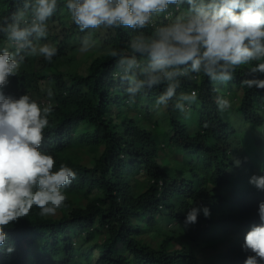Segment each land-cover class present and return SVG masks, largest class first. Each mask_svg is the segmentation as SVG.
Segmentation results:
<instances>
[{
	"label": "trees",
	"instance_id": "16d2710c",
	"mask_svg": "<svg viewBox=\"0 0 264 264\" xmlns=\"http://www.w3.org/2000/svg\"><path fill=\"white\" fill-rule=\"evenodd\" d=\"M65 3L49 21L48 38L33 40L54 43L57 55L51 62L28 55L3 91L53 105L40 150L54 157V170L65 164L77 175L55 215L42 216L33 207L6 228L5 248L15 250L0 253V264H244L251 255L242 249L244 237L264 201V191L249 183L264 175V137L255 142L258 149L248 148L250 140H241L242 130L230 118L234 112L243 125L264 131V90L242 84L251 78L249 66L239 67L230 82H216L215 90L202 74L181 77L177 93L198 94L183 113L175 99L167 109L155 105L162 87L142 91L133 102L118 79L122 57L110 53H130L137 30L80 32ZM18 7L19 0H0V23ZM169 12L175 14V6ZM139 31L152 35L153 27ZM84 39L99 45V55L82 68H61ZM9 43L15 51L0 32V49ZM217 96L232 106L220 111ZM235 159L242 161L239 167ZM193 206H207L211 216L201 211L197 223L185 224ZM164 222L173 229L163 228Z\"/></svg>",
	"mask_w": 264,
	"mask_h": 264
},
{
	"label": "clouds",
	"instance_id": "9594fccd",
	"mask_svg": "<svg viewBox=\"0 0 264 264\" xmlns=\"http://www.w3.org/2000/svg\"><path fill=\"white\" fill-rule=\"evenodd\" d=\"M19 2L22 7L10 21L0 23V32H6L15 47L0 49V253L9 254L15 249L5 248L6 228L27 217L33 207L42 216L55 215L67 200L65 188L77 175L65 164L54 170V157L40 150L53 105L43 106L29 94L16 98L3 91L28 55L51 62L58 53L54 43L37 46L33 40L48 38L49 21L61 0ZM170 6H175V14L169 12ZM65 7L80 32L101 26L137 30L128 45L130 53L116 49L110 53L122 57L118 79L133 102L142 91L162 87L155 105L167 109L175 99L174 107L183 113L197 103L198 94L195 90L178 94L181 77L202 74L215 90L216 82L232 81L241 66H249L251 77L242 84L264 90V0H66ZM150 25L152 35L139 31ZM25 48L28 52L22 53ZM94 48V41L84 39L79 51ZM47 95L53 96L51 89ZM215 102L220 111L232 106L222 96ZM241 163L234 160L236 167ZM249 183L264 191V175L251 176ZM201 211L205 218L211 216L207 206H193L184 223H197ZM258 216L244 237L242 249L251 253L244 264H264V201L258 205Z\"/></svg>",
	"mask_w": 264,
	"mask_h": 264
},
{
	"label": "rangeland",
	"instance_id": "374dc122",
	"mask_svg": "<svg viewBox=\"0 0 264 264\" xmlns=\"http://www.w3.org/2000/svg\"><path fill=\"white\" fill-rule=\"evenodd\" d=\"M89 42L91 43L93 41H89ZM81 43H80V45H81ZM35 44L37 46H39L38 43H35ZM5 47H9L10 50H11V43L6 44ZM79 48H80V46H79ZM99 53H100V51H99V45L96 44V43H95V48L93 50H91L89 52H86V53H83V54L79 51V49H76L73 52L68 53L63 58V64H62L61 68H64V69H68V68H71V69L79 68L80 66H83L84 63L89 62V60L92 57H95V56L99 55ZM80 68H82V67H80ZM41 88H43V86ZM157 115L158 116H161V112L159 111ZM133 116H136V118H138L137 117V114H135ZM230 118H231L232 123L235 126V128H237V130H240V129L242 130L243 136L241 137V140L242 139L244 141H247V139L250 140V142L248 143V145H249L248 148H250V149H258V146L256 147L255 142L257 141L258 138L264 137L263 128L262 129H260V128L259 129H253L250 125H246V124L243 125V123L241 122V120H238V119L236 120L235 115H234V112H231L230 113ZM161 120L158 119V121L162 125L163 124V121H161ZM140 185H142V184L140 183ZM161 225H162L163 228H165L167 230H172L173 229L172 223L171 224H167L166 222H164ZM151 236H153V235L151 234Z\"/></svg>",
	"mask_w": 264,
	"mask_h": 264
}]
</instances>
